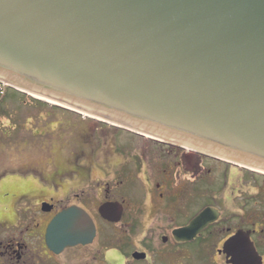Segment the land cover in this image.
Instances as JSON below:
<instances>
[{
    "label": "water",
    "instance_id": "obj_1",
    "mask_svg": "<svg viewBox=\"0 0 264 264\" xmlns=\"http://www.w3.org/2000/svg\"><path fill=\"white\" fill-rule=\"evenodd\" d=\"M0 84L264 176V0H0ZM51 230L61 247L95 235L77 209Z\"/></svg>",
    "mask_w": 264,
    "mask_h": 264
},
{
    "label": "flooded vegetation",
    "instance_id": "obj_2",
    "mask_svg": "<svg viewBox=\"0 0 264 264\" xmlns=\"http://www.w3.org/2000/svg\"><path fill=\"white\" fill-rule=\"evenodd\" d=\"M75 170L71 173L76 175ZM44 172L0 175V264H264V221L249 216L246 198L212 194L210 204L200 207L202 198L185 197L182 186L171 187V192L164 182L146 187L137 181L130 184L135 214L126 223L129 206L120 187L86 180L72 192L76 180L70 173L53 178ZM10 182L17 186L10 187ZM230 182L220 181L218 193ZM257 183L240 181L244 188ZM116 202L123 206L121 221H106L101 208ZM138 205L148 206V211L142 212ZM234 207L238 212L231 215ZM210 208L217 213L214 222L192 240L176 238L178 230ZM73 209L92 219L95 235L87 242L61 247L54 243L51 224Z\"/></svg>",
    "mask_w": 264,
    "mask_h": 264
},
{
    "label": "rangeland",
    "instance_id": "obj_3",
    "mask_svg": "<svg viewBox=\"0 0 264 264\" xmlns=\"http://www.w3.org/2000/svg\"><path fill=\"white\" fill-rule=\"evenodd\" d=\"M34 99L0 84V175L26 172L31 176V171L38 170L54 178L70 173V179L76 180L72 192L86 180L118 186L129 206L126 223L135 214L130 184L137 181L146 187L164 182L170 191L182 186L185 197L202 198L200 207L210 204L212 194L246 198L249 216L264 221V176ZM244 179L258 183L244 188L240 185ZM222 180L231 182L218 193ZM12 185L17 183L10 182ZM197 188L198 194L193 191ZM138 206L142 212L148 211V206ZM233 212H238L235 207L230 214Z\"/></svg>",
    "mask_w": 264,
    "mask_h": 264
},
{
    "label": "trees",
    "instance_id": "obj_4",
    "mask_svg": "<svg viewBox=\"0 0 264 264\" xmlns=\"http://www.w3.org/2000/svg\"><path fill=\"white\" fill-rule=\"evenodd\" d=\"M2 86V85H1ZM3 87V86H2ZM2 89H4V88H2ZM34 100H36V99H34ZM36 101H38V100H36ZM0 102H2V101H0ZM40 103H42V104H46V103H43V102H41V101H39ZM1 104V103H0ZM48 105V104H47ZM58 108V107H57Z\"/></svg>",
    "mask_w": 264,
    "mask_h": 264
}]
</instances>
